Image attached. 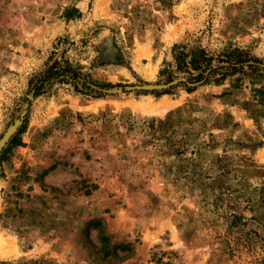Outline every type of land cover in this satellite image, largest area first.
Returning <instances> with one entry per match:
<instances>
[{"label": "rangeland", "instance_id": "1", "mask_svg": "<svg viewBox=\"0 0 264 264\" xmlns=\"http://www.w3.org/2000/svg\"><path fill=\"white\" fill-rule=\"evenodd\" d=\"M181 42L264 67V0H0V264H264V105L156 95ZM56 60L110 87L33 96Z\"/></svg>", "mask_w": 264, "mask_h": 264}, {"label": "trees", "instance_id": "2", "mask_svg": "<svg viewBox=\"0 0 264 264\" xmlns=\"http://www.w3.org/2000/svg\"><path fill=\"white\" fill-rule=\"evenodd\" d=\"M64 17L70 19L73 16L66 13ZM158 82L162 84L171 82V84L156 95L173 93L178 87L191 92L210 84L220 85L227 82L231 89H238L247 83L254 99L264 105V67L262 63L232 44L214 52L200 44L174 43L171 46L170 59L163 60L158 70ZM29 83V91L33 96L46 93L54 85L68 84L75 92L98 98L104 96L103 90L110 87L109 83L92 81L80 67L72 66L67 61L57 60L46 65V68L33 76ZM25 128L26 120L19 126L8 146L2 150L0 164L8 159V153L12 148L21 145L20 134ZM49 170L51 167L41 171L39 178L46 175ZM10 188L15 190L14 186ZM15 192L20 196L21 193ZM21 209V207L18 208L20 214L23 212Z\"/></svg>", "mask_w": 264, "mask_h": 264}, {"label": "water", "instance_id": "3", "mask_svg": "<svg viewBox=\"0 0 264 264\" xmlns=\"http://www.w3.org/2000/svg\"><path fill=\"white\" fill-rule=\"evenodd\" d=\"M169 84H171V82L170 83H168V84H162V88H164V87H166L167 85H169ZM11 135H9L8 137H7V139L10 137ZM7 139H3V140H0V153L2 152V150H3V147H4V145H5V143H6V141H7Z\"/></svg>", "mask_w": 264, "mask_h": 264}]
</instances>
